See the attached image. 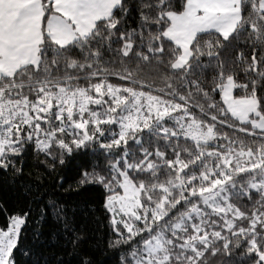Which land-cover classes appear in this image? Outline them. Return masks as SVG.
<instances>
[{
  "label": "snow or ice",
  "instance_id": "snow-or-ice-1",
  "mask_svg": "<svg viewBox=\"0 0 264 264\" xmlns=\"http://www.w3.org/2000/svg\"><path fill=\"white\" fill-rule=\"evenodd\" d=\"M0 173V264H264V0H0Z\"/></svg>",
  "mask_w": 264,
  "mask_h": 264
},
{
  "label": "trees",
  "instance_id": "trees-1",
  "mask_svg": "<svg viewBox=\"0 0 264 264\" xmlns=\"http://www.w3.org/2000/svg\"><path fill=\"white\" fill-rule=\"evenodd\" d=\"M113 82H119L118 79H114ZM28 197L25 195L20 184L13 182L8 176L0 173V208L8 209L9 212L18 209L23 206L27 201ZM97 217H100V213L97 212ZM39 219V217H36ZM6 223V215L3 211H0V226H4ZM52 226L51 218H48L42 225L37 223H31L30 228L43 227L47 231ZM97 234H102L104 228V221L102 218L99 219V223L96 220H90L89 225ZM18 259L22 260L19 255Z\"/></svg>",
  "mask_w": 264,
  "mask_h": 264
}]
</instances>
